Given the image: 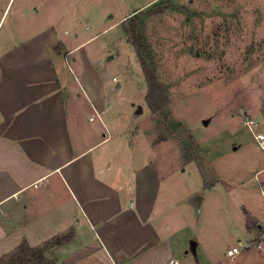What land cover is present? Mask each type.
<instances>
[{
  "label": "crops",
  "instance_id": "0c3cea01",
  "mask_svg": "<svg viewBox=\"0 0 264 264\" xmlns=\"http://www.w3.org/2000/svg\"><path fill=\"white\" fill-rule=\"evenodd\" d=\"M52 1L0 0V258L72 232L46 252L53 264H190L187 167L162 169L152 150L160 141L109 127L111 103L77 63ZM82 92L103 127L84 118ZM258 221L227 248L241 246L226 251L235 264H264Z\"/></svg>",
  "mask_w": 264,
  "mask_h": 264
},
{
  "label": "rangeland",
  "instance_id": "374dc122",
  "mask_svg": "<svg viewBox=\"0 0 264 264\" xmlns=\"http://www.w3.org/2000/svg\"><path fill=\"white\" fill-rule=\"evenodd\" d=\"M51 3L71 30L69 46H78L77 63L111 103L104 115L109 127H136L142 143L160 141L152 150L162 169L187 167L195 201L184 211L186 261L235 264L226 251L252 236L248 218L250 230L264 223V148L256 138L264 133V0ZM132 29L166 90L167 105L156 113L146 100ZM87 99L82 92L84 118L103 127ZM191 159L198 167L186 165ZM208 182L215 184L211 191Z\"/></svg>",
  "mask_w": 264,
  "mask_h": 264
},
{
  "label": "trees",
  "instance_id": "16d2710c",
  "mask_svg": "<svg viewBox=\"0 0 264 264\" xmlns=\"http://www.w3.org/2000/svg\"><path fill=\"white\" fill-rule=\"evenodd\" d=\"M131 37L134 45L137 46L141 67L148 83L146 100L150 109L156 113L167 105V98L165 97L166 90L157 79L155 71L150 68L147 60L143 57L141 53L142 44L134 29L131 30ZM248 220L249 224L247 223V227L250 229L251 218L249 217ZM262 228L260 227L259 229ZM72 235V232H70L66 235L57 236L38 247H31L27 241H23L14 251L2 256L0 258V264H53L54 260L48 259L46 252L52 247L70 240Z\"/></svg>",
  "mask_w": 264,
  "mask_h": 264
},
{
  "label": "built area",
  "instance_id": "2783aa9c",
  "mask_svg": "<svg viewBox=\"0 0 264 264\" xmlns=\"http://www.w3.org/2000/svg\"><path fill=\"white\" fill-rule=\"evenodd\" d=\"M114 79H116V78H114ZM252 123L253 122H250V124H252ZM256 138L260 141L262 147L264 148V133L256 134ZM259 237H260V241L264 240V229L260 230ZM260 241H259V243H257L258 246H260ZM240 249H241L240 245L234 246L227 251V254L229 257H234L237 253L240 252ZM175 263H177V262H175Z\"/></svg>",
  "mask_w": 264,
  "mask_h": 264
},
{
  "label": "water",
  "instance_id": "95a60500",
  "mask_svg": "<svg viewBox=\"0 0 264 264\" xmlns=\"http://www.w3.org/2000/svg\"><path fill=\"white\" fill-rule=\"evenodd\" d=\"M142 111H143V108L142 107H139L138 112L141 113ZM206 123L207 122L205 121V124ZM197 200L200 202L202 200V197L201 196H198L197 197ZM195 245H196V243H193V248H195Z\"/></svg>",
  "mask_w": 264,
  "mask_h": 264
}]
</instances>
